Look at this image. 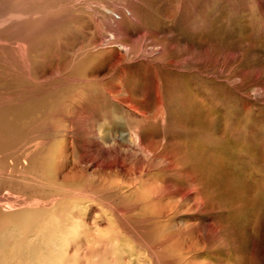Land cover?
I'll return each instance as SVG.
<instances>
[{"label":"rangeland","instance_id":"obj_1","mask_svg":"<svg viewBox=\"0 0 264 264\" xmlns=\"http://www.w3.org/2000/svg\"><path fill=\"white\" fill-rule=\"evenodd\" d=\"M0 264H264V0H0Z\"/></svg>","mask_w":264,"mask_h":264}]
</instances>
